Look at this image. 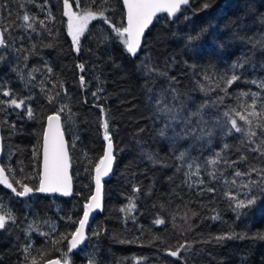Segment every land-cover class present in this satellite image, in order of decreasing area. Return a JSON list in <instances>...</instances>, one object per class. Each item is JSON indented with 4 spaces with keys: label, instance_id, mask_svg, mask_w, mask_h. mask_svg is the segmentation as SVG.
<instances>
[{
    "label": "trees",
    "instance_id": "16d2710c",
    "mask_svg": "<svg viewBox=\"0 0 264 264\" xmlns=\"http://www.w3.org/2000/svg\"><path fill=\"white\" fill-rule=\"evenodd\" d=\"M203 2L190 0L191 7L187 13L181 12L178 19L159 16L146 33L140 55L132 57L115 39L109 25L99 17L89 23L77 53L68 35L63 0H36L35 4L29 0H0V17L11 13V18L21 24L22 20L17 16L28 12L44 20L51 29L49 34L37 24L39 34L17 29L12 35L17 38V48L31 49L33 44L36 45L34 54L27 60L28 66L19 62L25 74L33 67L40 69L34 73L36 80L32 84L39 85L43 80L46 89L61 92L58 103H48L39 86L25 85L18 78L17 72L13 71L17 62L11 53L8 54L7 62L0 64V84L13 90L17 98L31 95L33 99L28 103L35 110V119H29L21 109L0 106L1 166L13 170L10 177L15 175L29 186H38L42 134L47 117L56 114L62 104H67L68 109L61 112L60 117L68 143L73 180L70 198L46 196L39 192L21 198L0 185V202L17 217L16 225L10 230H0V264H20L27 244L32 245L31 254L38 258V264H44L39 260L38 250H46L47 258L60 257L61 253L52 247L51 238L71 232L78 226L68 223L67 218H82L83 205L93 195V164L98 163L106 147L102 127L105 119L109 122L116 165L104 180V204L90 223L87 234L90 238L69 253L70 264H88L90 258H94L95 264H182L166 253L169 248L186 243L191 244L192 249L182 252L181 256L188 258V264H264V240L203 242L221 233H247L248 236L264 233V196L251 208L242 209L244 214L237 218L224 195L227 186L222 181H211L203 172L201 175L206 186H214L216 192L197 195L199 188H189L184 183L187 168L175 160L173 143L162 144L159 135L162 123L156 118L153 97L167 89L170 82L179 89L181 98L193 111L202 103L212 104L218 96L223 97L222 105L206 110L214 116L218 110H225L224 105L235 106V96L240 91L257 92L259 89L254 84L237 81L228 89L229 96L218 90L202 91L201 84L210 87L202 79L203 72L210 66L213 71L219 69L222 72L245 53L250 56L251 64L243 70V81L264 79V51L253 50L251 44L233 38L237 31L252 40L264 36V24L261 23L264 0H210V7L194 12L193 9L199 8ZM69 3L77 14L100 10V0L97 4L80 0V7L76 6L75 0H69ZM103 10L116 26L126 24L122 0H108ZM185 14L189 19H184ZM201 29H207V32L189 44L187 38L196 36ZM49 43L52 47L45 46ZM145 62L165 75L148 72ZM79 64L84 65L83 72ZM46 67H51L53 73L47 74ZM81 76L85 78L86 88L80 85ZM170 78H175L174 82ZM53 84L58 87L53 89ZM97 89L102 91L97 92ZM93 92H97V96H93ZM9 99L0 96V100ZM228 142H234V138H228ZM187 143L180 142L178 146L186 147ZM216 144L214 141L213 146ZM141 150L156 154L154 158L160 163L147 160ZM34 151L37 153L35 158ZM192 154L198 155V152ZM86 168L89 171H85ZM192 179L195 181L196 177ZM134 186L140 187L139 193L134 191ZM18 190L21 189L18 187ZM245 191L236 188L233 194L243 198ZM130 201L134 202L135 208L131 213L122 212ZM189 209L198 215L192 217ZM185 212L190 217L188 223L181 219ZM217 215L219 219H211ZM157 218H163L165 224H154ZM33 222L38 231L30 232L28 225ZM93 231H101V234L93 236ZM40 232L51 233V238L40 235ZM57 247L66 250L67 241Z\"/></svg>",
    "mask_w": 264,
    "mask_h": 264
},
{
    "label": "snow or ice",
    "instance_id": "6c2138e0",
    "mask_svg": "<svg viewBox=\"0 0 264 264\" xmlns=\"http://www.w3.org/2000/svg\"><path fill=\"white\" fill-rule=\"evenodd\" d=\"M29 2L35 4L36 0H29ZM75 2L76 6L80 7V0H75ZM91 3L97 4V0H91ZM107 3L108 0H100L98 5L99 11L86 10L83 14H77L72 10L69 0H63V15L68 17V35L71 36L72 45L77 53L80 52L81 37L90 19H96L97 17L102 19L104 23L109 25L112 32L115 33V39L123 45L124 50L132 57H136L138 51L141 49L145 30L157 18L158 13H166V18L168 19H178L177 13H187L188 8L191 7L190 0H123V5L126 9V24L116 26L109 17L104 15L103 6ZM210 6V0H204L202 5L199 8L193 9V11L207 9ZM17 19L22 20V23L17 24L16 20L11 18V13L6 17H0V64L7 62L8 54L11 53L17 62L13 71L17 72L18 78L25 85L31 84L32 87L39 86L48 103H58L61 95L60 91L53 93L46 89L44 87L45 81L43 80L39 82V85L32 84V81L36 80L34 73L39 72V68L33 67L26 74L20 68V61L24 62V67L28 66L27 60L34 54L36 45L33 44L31 49H26L23 46L17 48L15 46L17 38L12 35L17 29L39 34L37 32V24L49 34H51V29L47 27L44 20H40L28 12L17 16ZM184 19H189V16L185 14ZM261 23L264 24V17L261 18ZM206 32L207 29H201L196 36L190 35L187 38L188 43L191 44L201 39ZM233 38L251 44L253 50L259 49L260 51H264V36L252 40L251 37L242 35L237 31L234 32ZM20 39H23V37H20ZM45 46L52 47V44L49 43ZM252 54L254 55L255 51ZM250 64V56L242 53L222 72L219 69L213 71L211 66L203 72V81H206L210 85V87H205L201 84V90L205 92L218 90L224 96H229L228 89L237 81L254 84L259 89L257 92L240 91L235 96V100L237 101L235 106L224 105L225 110L223 112H219L218 110L214 116L207 113L206 110L209 107L222 105L223 97L218 96L212 104L202 103L193 111L189 109L187 102L181 98L179 89L174 87L171 82L167 89H162L159 94H155L153 97L156 118L162 123V126L159 128V135L173 141V152L176 153L175 160L180 161L181 166L187 168V171L184 173L187 179L184 183L189 188H199L200 190L197 192V195H203L205 192L215 194L216 188L214 186H206V181L201 175L202 172L211 181H222L228 189L224 192V195L230 201L229 206L236 212L237 218L244 214L241 212L242 209L251 208V206L256 204L257 200L264 196V95H262L264 94V79L243 81V70L246 65ZM78 67L81 72L84 71L83 64H79ZM145 68L150 73L156 72L157 75H165V73L155 69L154 66L149 67L147 62H145ZM46 72L47 74H52L53 69L46 67ZM174 79L170 78L173 82ZM80 85L82 88L87 87L84 76L80 77ZM59 86L62 87V85ZM57 87L56 84L52 85L53 89ZM99 91H102V89H97V92ZM97 92H93L92 95L97 96ZM64 95H67V92ZM0 96L10 98L7 101L0 100V106L7 105L8 107L21 109L29 119H35V110L28 103L29 100L33 99L31 95L27 98H17V94L13 90L5 89L0 84ZM85 103H87L86 100ZM65 109H68V105L62 104L56 114L47 117V128L42 134L43 171L39 177L38 186L35 188L29 186L23 180L16 179L15 175H11L10 177L9 174L13 170L11 168L0 167V185H4L10 189L15 196L25 197L34 192L58 193L62 196H71L73 194L72 178L69 175L70 157L60 128V113L64 112ZM101 112H104L102 107ZM177 126H179V130H177ZM102 127L106 147L98 163L93 164L95 193L84 203L82 218L78 220H74L71 217L67 218L68 223L78 225L73 231L59 233L55 238H51V233L49 232L39 233L46 238H51L53 249L61 253L59 258H47L48 253L46 250H38L40 252L39 260L44 261V264H70L69 253L90 238L85 231L89 223L90 214L94 210H102V178L108 176L112 171L115 159L114 144L107 119L104 120ZM169 132H171V135H169ZM228 138H234V142L229 143ZM219 140L223 142L220 143ZM214 141H217L215 147L213 146ZM180 142L188 143L186 147H179ZM193 151L198 152V155H193ZM205 152L208 155L205 156ZM33 155L35 158L37 153L34 151ZM85 156L87 158V154ZM233 156H235V159L232 158ZM144 157L153 164L160 163L150 152H145ZM89 163H91L90 159ZM241 165H243V168L240 167ZM179 170L180 167L177 168V171ZM85 171H89V169L86 168ZM192 177H196V180L194 181ZM14 185H17L21 190H18V187ZM236 188L246 190L243 193V198H240L237 194H233V190ZM134 191L139 193L140 187L134 186ZM185 207H187V204ZM134 208V202L130 201L129 206L122 208L121 211L131 213ZM189 211L192 217L198 215L195 210L189 209ZM181 219L185 223H188L190 219L188 212H185ZM211 219H219V216H213ZM173 220H175V216H173ZM16 222L17 217L13 211L6 210L3 203L0 202V230H10L12 226L16 225ZM153 223L159 226L165 224V220L157 218ZM189 228H191L190 224ZM28 230L30 232L38 231V226L35 225V222L30 223ZM100 234L101 231H93L91 235L98 237ZM154 239H159V237H155ZM231 239L264 240V233L257 232L253 236H248L247 233H221L203 242L219 244ZM65 240L67 241L66 250L58 248L57 245L63 243ZM121 242L125 241L121 240ZM191 249V244H180L174 249L169 248L166 254L182 261V264H188V258L181 256V253L188 252ZM23 252L24 256L20 264H38V258L31 254V244H27ZM88 264H95L94 258H90Z\"/></svg>",
    "mask_w": 264,
    "mask_h": 264
},
{
    "label": "water",
    "instance_id": "95a60500",
    "mask_svg": "<svg viewBox=\"0 0 264 264\" xmlns=\"http://www.w3.org/2000/svg\"><path fill=\"white\" fill-rule=\"evenodd\" d=\"M122 2H123V0H122ZM125 13H126V9H125ZM179 14H180V13H177V17H178ZM161 15H167V14H166V13H158V14H157V18H158L159 16H161ZM157 18H156V19H157ZM156 19H154V20H153V23H152L151 25H149V27L145 30V35H144V37L142 38L141 49L138 51L137 56H139L140 53H141V50H142V46H143V42H144V38H145V36H146V33H147L148 30L151 28V26L155 23ZM172 19H175V18H172ZM137 56H136V57H137ZM53 115H54V114H53ZM46 128H47V124H46ZM46 128H45V130H46ZM60 128H61V131H62V133H63L65 143H66V145H67V147H68V143H67V140H66V137H65V133H64V129H63L62 120H60ZM42 145H43V140H42ZM42 152H43V149L41 150V173H42V171H43V165H42ZM68 152H69V148H68ZM2 153H3V141H2L1 127H0V167H2V166H1ZM114 156H115V148H114ZM69 157H70V154H69ZM115 165H116V158L114 159V163H113L112 171L109 173L108 176L102 178V192H101V205H102V206H103V204H104V180H105L106 178H108V177L112 174V172H113L114 169H115ZM40 175H41V174H40ZM69 175L71 176L70 168H69ZM94 175H95V173H94ZM71 178H72V176H71ZM72 192H73V180H72ZM94 193H95V183H94V192H93V194H94ZM32 194H33V193H32ZM32 194H30V195H32ZM41 194L46 195V196L56 195V196H59V197H61V198H70V197L73 195V194H72L71 196H62V195H60V194H58V193H41ZM30 195H29V196H30ZM25 197H26V196H25ZM21 198H24V197H21ZM99 211H100V209H97V210H94V211L90 214V217H89V223H88V225L86 226V229H85L86 234H88V229H89V226H90V223H91L93 217H94ZM79 246H80V245H79Z\"/></svg>",
    "mask_w": 264,
    "mask_h": 264
},
{
    "label": "rangeland",
    "instance_id": "374dc122",
    "mask_svg": "<svg viewBox=\"0 0 264 264\" xmlns=\"http://www.w3.org/2000/svg\"><path fill=\"white\" fill-rule=\"evenodd\" d=\"M93 19H90L89 21H88V25H89V23L92 21ZM88 25H87V27H88ZM87 29V28H86ZM85 32H86V30H85ZM85 32H84V34H85ZM83 34V35H84ZM169 135H171V132H169ZM160 139H161V143L162 144H164V145H168V143H173V141L172 140H170V139H168V138H165V137H160ZM142 152H143V154L145 153V150H141ZM152 155H153V153H151ZM156 155V154H155ZM155 155H153L154 157H155Z\"/></svg>",
    "mask_w": 264,
    "mask_h": 264
}]
</instances>
